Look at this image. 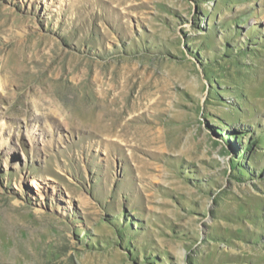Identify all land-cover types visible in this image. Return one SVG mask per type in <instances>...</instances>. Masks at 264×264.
<instances>
[{
	"label": "rangeland",
	"instance_id": "rangeland-1",
	"mask_svg": "<svg viewBox=\"0 0 264 264\" xmlns=\"http://www.w3.org/2000/svg\"><path fill=\"white\" fill-rule=\"evenodd\" d=\"M0 264H264V0H0Z\"/></svg>",
	"mask_w": 264,
	"mask_h": 264
},
{
	"label": "bare ground",
	"instance_id": "bare-ground-1",
	"mask_svg": "<svg viewBox=\"0 0 264 264\" xmlns=\"http://www.w3.org/2000/svg\"><path fill=\"white\" fill-rule=\"evenodd\" d=\"M131 122V120L119 117L112 110L104 109L100 112H90L89 116H84L83 125L90 127L98 134L105 135L106 132L110 134L115 132L117 128L122 131H130L131 125L129 123Z\"/></svg>",
	"mask_w": 264,
	"mask_h": 264
}]
</instances>
